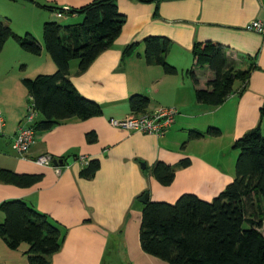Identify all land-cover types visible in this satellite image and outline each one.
<instances>
[{
  "label": "crops",
  "instance_id": "crops-1",
  "mask_svg": "<svg viewBox=\"0 0 264 264\" xmlns=\"http://www.w3.org/2000/svg\"><path fill=\"white\" fill-rule=\"evenodd\" d=\"M91 1L0 0V18L20 35L39 37L44 47L45 22L56 20L60 9H77ZM117 4L126 21L113 45L82 73L78 61L70 62L72 82L83 96L99 103L103 113L67 119L47 131L34 129V143L25 156L13 147L26 124L30 102L23 79L54 73L57 65L45 48L36 60L14 39L7 40L0 54V168L20 175L41 174L30 186L0 181V223L5 220L1 206L8 200L22 199L46 213L65 231L49 264H169L141 246L145 205L141 198L148 194V202L174 203L184 193H195L213 200L235 177L227 164L233 158L224 157L227 149L231 152L234 142L249 130L264 129V37L245 28L249 21L264 18V0H117ZM81 17L67 11L63 16L66 24L80 23ZM150 37L168 39L166 61L177 74L147 62ZM205 41L225 48L228 65H256L245 88L239 91L243 84L236 81L237 90L218 106L196 97V89L208 87L214 78L210 66H198L193 54L195 44ZM130 45L133 48L125 52ZM189 70L195 71L197 85ZM135 95L149 98L147 113L161 107L177 109L165 135L110 123L113 117L145 113L132 110ZM211 127L221 134L192 136ZM89 134L95 141H89ZM44 154L74 161L40 165L36 159ZM184 158L191 161L187 167L179 165ZM92 159H98L100 167L86 178L81 170ZM159 162L176 169L169 185L153 173ZM28 248L27 243L12 248L0 234V264H31Z\"/></svg>",
  "mask_w": 264,
  "mask_h": 264
},
{
  "label": "trees",
  "instance_id": "trees-1",
  "mask_svg": "<svg viewBox=\"0 0 264 264\" xmlns=\"http://www.w3.org/2000/svg\"><path fill=\"white\" fill-rule=\"evenodd\" d=\"M67 12L79 13L84 18L75 24H61L57 20L45 22L44 47L31 33L20 35L0 18V54L7 40L14 39L24 50L36 55L45 48L57 65L54 73L23 79L30 101L41 115L33 123L37 131L50 130L67 119H88L103 113L101 105L83 96L72 82L70 62L78 59V71H86L113 45L126 21L117 0H93ZM168 44L166 38H148L146 60L149 64H161L168 74H177L178 69L166 61ZM132 48L133 45L128 46L125 52ZM193 54L198 66L209 65L214 72L208 87L196 89L197 100L213 106L223 104L237 90L236 81L243 84L239 89L242 91L256 68L254 64L247 68L228 65L225 48L213 41L196 43ZM188 73L197 85L195 71ZM149 101L145 96H132L131 108L146 112ZM261 113L264 118V107ZM220 134L219 128L211 127L206 133L194 132L192 136ZM88 137L91 142L96 139L94 134ZM233 147L239 151L235 177L213 200L184 193L174 203H145L140 231L145 252L169 264H264L263 127L249 130L234 142ZM190 163L189 158H184L179 165L187 167ZM99 167L100 161L92 159L82 168L81 175L90 178ZM153 173L162 184L169 185L175 178L176 169L159 162ZM40 178L41 174L20 175L0 168V181L3 182L30 186ZM1 209L5 220L0 223V234L9 246L18 248L27 243L31 264H49V258L61 248L65 239L63 228L22 199L8 200Z\"/></svg>",
  "mask_w": 264,
  "mask_h": 264
},
{
  "label": "built area",
  "instance_id": "built-area-1",
  "mask_svg": "<svg viewBox=\"0 0 264 264\" xmlns=\"http://www.w3.org/2000/svg\"><path fill=\"white\" fill-rule=\"evenodd\" d=\"M65 11L58 10L56 15L63 17ZM245 28L255 31L264 37V18H256L249 21ZM177 109L175 107H161L152 113H141L138 115H131L125 118H111L110 123L119 128L127 130H135L148 134H157L159 136L165 135L168 128L174 123ZM38 117V111L32 101L29 102L27 107L26 124L22 125L18 135L16 136L13 147L14 149L25 156L34 143V127L33 123ZM54 157L50 154H44L36 159L40 165H53Z\"/></svg>",
  "mask_w": 264,
  "mask_h": 264
},
{
  "label": "rangeland",
  "instance_id": "rangeland-1",
  "mask_svg": "<svg viewBox=\"0 0 264 264\" xmlns=\"http://www.w3.org/2000/svg\"><path fill=\"white\" fill-rule=\"evenodd\" d=\"M83 18H84V16L82 15V17H81V21L83 20ZM56 20L58 21V22H60L61 24H66V21H64V18L63 17H58V18H56ZM36 38L38 39V40H40V38L39 37H37L36 36ZM29 55H31V54H29ZM47 56H48V54H46ZM32 57H33V59H38V55H36V54H34V55H31ZM41 59H43V58H41ZM74 62L75 61H78L79 62V60L78 59H74L73 60ZM31 64V63H30ZM41 74H43V73H41ZM37 75H39L38 73H35V75H33V76H31V77H29V78H35ZM232 150H230L231 152H229V149H227V153L225 154V158L227 159V158H233L232 159V161L231 162H228L227 164L228 165H230V169L232 170V172L233 173H235V167H236V162H237V158H238V154H239V151H238V149H236V148H234L233 146H232V148H231Z\"/></svg>",
  "mask_w": 264,
  "mask_h": 264
},
{
  "label": "water",
  "instance_id": "water-1",
  "mask_svg": "<svg viewBox=\"0 0 264 264\" xmlns=\"http://www.w3.org/2000/svg\"><path fill=\"white\" fill-rule=\"evenodd\" d=\"M74 159L73 158H70V159H67V160H64L62 158L58 159H54L53 160V163L55 165H63L64 163H67V164H71L73 163ZM149 200V195L148 194H145L142 198H141V201L144 202V203H147Z\"/></svg>",
  "mask_w": 264,
  "mask_h": 264
}]
</instances>
